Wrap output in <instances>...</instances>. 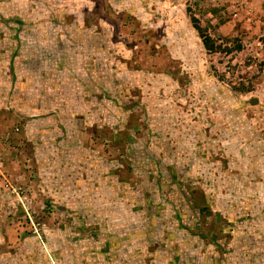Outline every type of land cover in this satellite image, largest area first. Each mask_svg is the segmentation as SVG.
Instances as JSON below:
<instances>
[{"label":"rangeland","instance_id":"1","mask_svg":"<svg viewBox=\"0 0 264 264\" xmlns=\"http://www.w3.org/2000/svg\"><path fill=\"white\" fill-rule=\"evenodd\" d=\"M0 264H264V0H0Z\"/></svg>","mask_w":264,"mask_h":264}]
</instances>
